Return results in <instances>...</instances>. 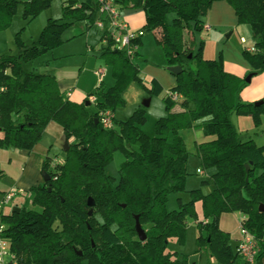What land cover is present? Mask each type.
<instances>
[{
    "label": "trees",
    "instance_id": "1",
    "mask_svg": "<svg viewBox=\"0 0 264 264\" xmlns=\"http://www.w3.org/2000/svg\"><path fill=\"white\" fill-rule=\"evenodd\" d=\"M217 1L233 9L239 24L250 26L260 50L243 54L264 73V0H115L121 11L144 13L140 31L156 34L168 67L182 70L170 91L182 99L174 102L164 95L166 115L156 121L153 138L137 128L145 119L143 108L128 120H114L117 129L105 130L98 121L95 124L98 112L115 113L124 104L122 90L140 81L133 63L137 52L129 58L106 38L99 57L111 67L115 84L97 88L94 113L83 103L64 98L54 76L26 73L22 68L23 62L63 44V34L72 25L93 27L98 20L95 0H67L62 18L49 19L30 48L19 43L17 56L0 57V86L5 88L0 94V148L31 152L49 123L62 128V139L68 145L61 163L43 160L41 177L46 174L50 180L29 189L41 212L0 213L1 237L9 242L17 264H188L186 258L180 260L167 252L170 241L184 242L187 216L206 232V237L196 240L198 250L233 264L239 258L237 243L234 249L230 246L229 234L219 229L218 221L222 214L234 212L243 214L241 224L258 243L254 264H264V212H259V206H264V146L242 140L231 123L233 115L249 116L259 127L264 99L256 102L259 105L242 103L239 95L247 86L245 80L225 72L221 59H203V44L197 45L192 37L203 29L202 18ZM19 3L0 0V31L9 27ZM50 4L51 0H26L22 17L32 19ZM168 14L175 16L170 24ZM141 38L133 42L138 48ZM104 39L102 35L100 41ZM151 83L149 94L159 96L161 86L155 80ZM197 121L208 139L197 146V155L203 171L213 170V189L207 195L191 191L188 203L168 212L167 196L185 188L188 153L179 137L173 144L167 137ZM116 150L124 154L125 161L113 185L105 169ZM197 202L202 220L194 209ZM135 217L146 236L143 242L135 232Z\"/></svg>",
    "mask_w": 264,
    "mask_h": 264
},
{
    "label": "rangeland",
    "instance_id": "2",
    "mask_svg": "<svg viewBox=\"0 0 264 264\" xmlns=\"http://www.w3.org/2000/svg\"><path fill=\"white\" fill-rule=\"evenodd\" d=\"M18 1L20 3L17 6L16 13L9 27L0 31V57L17 56L19 54V43L26 49L30 48L33 42L38 40L41 31L47 25L49 19L60 20L62 18L63 8L66 6L62 0H51L49 8L41 10L32 19H24L22 17V3L26 0ZM122 12L124 14L126 10ZM131 13L133 15L129 19L130 23L133 20L132 23L134 24L143 23L145 25V16L141 10H134ZM174 17V14H168L167 22L170 24ZM202 22L211 25L209 31L202 29L200 32L195 33L196 44H203L201 52L203 59L209 61H219L221 59L223 68L225 70L227 68L234 69L235 72L241 74L240 78H237L242 80L254 74V77L264 74L259 73V69L250 63L243 54V51L246 49H255L256 52L254 53H258L260 50L255 45L256 41L252 36L248 24H239L236 16L233 24L228 28H224L216 23H210L207 15L202 18ZM100 38L101 32L95 26L86 28L84 23H76L65 30L63 44L53 50H48L40 54L31 61L23 62L22 68L26 73L55 76L59 82L61 81V89L63 90L75 88L76 91L86 92V98L81 101L83 104L88 98V95L92 94V97L89 98L91 105L88 107V111L94 113L96 111V103L99 100V96L96 94L97 88L102 84L103 88L108 89L115 84L111 67L99 57V51L104 47ZM186 38H188L187 34ZM17 39H19V42ZM241 39L244 40V44H241ZM141 40L142 44L139 48L140 52L138 57L140 59L139 65L143 64L152 69L145 72L141 71L139 73L140 81H132L122 90L121 97L124 104L117 107L115 115L117 121H125L129 119L134 111L143 108L145 110V119L137 128L147 137L153 138L155 136L156 121L166 115L163 97L173 89L171 84H168V80L173 82L175 77L168 72L169 67L161 47L156 42V34L150 31H143ZM133 63L137 64L138 62L133 60ZM152 80H157L162 87V92L159 96H151L148 92V89L152 86ZM163 84L166 86H162ZM147 102H149L148 106L144 107L143 105ZM189 107L192 108L191 105ZM232 117L235 119L249 116L233 115ZM249 118L252 120V117ZM261 120V129H259L261 125L255 127L252 120L253 128L249 130V135L253 138L264 136V116L261 117ZM199 125V121L194 122L191 127L180 130L177 134L171 132L167 137L169 144H173L176 137H179L188 153V175L185 180V188L180 193L167 196L165 207L168 212L177 211L180 204L188 203L190 201L191 191L199 190L201 194L207 195L213 189L211 179L213 170H205L206 176L197 174V170H203L197 155V146L201 144L204 138ZM114 128L117 129L116 126ZM245 133L247 132H240L239 136H243ZM44 140L50 149L48 158L52 160L56 159L59 163L64 161L63 139L46 137ZM256 143L258 147L264 145V141L261 138ZM137 149L138 146L135 145L133 150L137 151ZM13 152L15 150L11 148H0V199L4 193L12 190L15 180L24 171V159L13 156L15 154ZM124 161V154L116 150L113 153L112 160L106 166L105 173L112 179L113 185L119 179V170ZM36 171V168H31L25 174L28 183H34L37 179L38 174ZM27 182L17 186V189L20 191L19 195L2 208L1 214L8 215L15 208L36 213L41 212V207L33 203V195L29 193L30 187H28ZM42 182L43 180L41 178L40 183ZM194 209L197 219L202 220L201 203H195ZM242 217L243 214L234 212L224 213L219 218L218 227L223 232L229 234V240L232 246L235 240L240 238L239 223ZM200 236L206 237V232L199 230L196 220L187 216L185 220L184 242L178 243L175 240L170 241L167 252L180 260L186 258L188 264H225L215 258H211L205 250H198L196 240ZM233 264L245 263L238 258Z\"/></svg>",
    "mask_w": 264,
    "mask_h": 264
},
{
    "label": "crops",
    "instance_id": "3",
    "mask_svg": "<svg viewBox=\"0 0 264 264\" xmlns=\"http://www.w3.org/2000/svg\"><path fill=\"white\" fill-rule=\"evenodd\" d=\"M131 12H133V11H126V13H124V14H123V12H121L123 20L128 24L129 28L132 31L139 30V29L141 30L142 27L144 26L143 23L134 24V23H132L133 20L131 21V23L129 22V19H131L130 18L131 15H133ZM207 19L210 23H216V24L221 25L224 28H228L229 26H231L233 24V21L235 20V14H234L233 9L227 3H225V2H214V3H212L210 10L207 14ZM203 25H204L203 29H206V31L210 30L211 25H207V23L206 24L203 23ZM84 26L86 27L85 24H84ZM192 37H193L194 42L196 43L195 34ZM240 41H241V44H244L243 39H241ZM101 43L104 45L103 42H101ZM141 44H142V40H141ZM139 48L137 50L138 57H139V52H140ZM138 57L134 61L138 62L135 65L138 67L139 73L141 71L145 72L149 69H152L151 67H149V66L147 67L143 64L139 65L140 59ZM141 61H142V59H141ZM224 63H225V58H224ZM225 71L228 74H231V75L239 77V78L241 76V74L235 72L234 69H228L227 68ZM55 79L58 83L59 91L64 98H67L68 100H70L73 103L82 104L81 101L86 98V95H85L86 92L76 91L75 88L63 90V89H61V81L59 82V80L56 77H55ZM158 84L160 85L159 82H158ZM168 84H171V87L174 88L175 87V78H174L173 82H171V80H168ZM162 86L165 87L166 85L163 84ZM239 99L242 103H256V102L264 99V74H260V75H257L255 77L251 75L250 82L247 83V86L240 92ZM90 104H89V106H90ZM113 115H114V120H116L115 113H113ZM231 123H232L234 129L236 130V132L238 134H240V132H247V133H245V135L240 136L242 140H249L250 139L257 146H258V144L256 143V141L258 139L261 138V140L264 141V136L253 138L251 135H249L250 134L249 130L253 128L252 120L249 117H238L235 119L232 117ZM260 125L261 126L259 127V129H261V127H262V120H261ZM62 133H63V131H62V128L60 126H58L55 123H49L47 125L46 129L44 130V133L42 135L40 142L34 147V149L31 152H25V151H19V150H15V152H13V153H15V154H13V156L24 159L25 167H24L23 173L15 180L14 185L12 187V190H14V189L18 190L17 186H19L20 184H22L24 182H27V179H26L27 177L25 178V174L31 168H36V170H37L36 172H37L38 176H37V179L34 181V183H28L27 182L28 187L32 188V187H35L38 184H40L41 178H42L41 174H40L41 164L45 158H48V155L50 152L49 146L44 139L46 137H48V138H51V137L52 138H54V137L55 138H62ZM207 140L208 139L204 137L203 141L201 143L206 142ZM261 146H264V145H261ZM54 160H56V159H54ZM200 171L203 172L202 176H206L205 171H203V170H200ZM243 219H244V217H242L241 221ZM238 240H239V238H237L235 240L233 246L231 244H230V246L232 248L235 247Z\"/></svg>",
    "mask_w": 264,
    "mask_h": 264
},
{
    "label": "built area",
    "instance_id": "4",
    "mask_svg": "<svg viewBox=\"0 0 264 264\" xmlns=\"http://www.w3.org/2000/svg\"><path fill=\"white\" fill-rule=\"evenodd\" d=\"M66 2L67 0H62ZM98 6V20L94 26L104 35L102 41L105 44L106 38L111 40L117 50H123L127 57L131 58L138 50V46L133 42L143 36V31H132L128 24L123 20L121 10L115 0H95ZM247 53H253V49H246ZM5 90L0 86V94ZM167 96L171 101L177 102L181 100V96L176 93L167 92ZM98 122L103 129L109 130L113 128L114 115L110 111L98 112ZM57 163V162H56ZM197 174L203 175V172L197 170ZM19 190H11L3 194L0 199V213L2 208L9 204L17 195ZM243 221V220H242ZM239 223L240 238L236 246L237 256L245 264H254L255 257L259 252V246L256 239ZM4 227L0 224V264H17L15 255L10 251V244L1 237Z\"/></svg>",
    "mask_w": 264,
    "mask_h": 264
},
{
    "label": "water",
    "instance_id": "5",
    "mask_svg": "<svg viewBox=\"0 0 264 264\" xmlns=\"http://www.w3.org/2000/svg\"><path fill=\"white\" fill-rule=\"evenodd\" d=\"M189 58H191V56H189ZM168 72H169L170 74H172L174 77H176V76H178L179 74H181L182 70H181L180 67L176 66V67H169V68H168ZM250 79H251V76H249L247 79H245V82H246V83H249V82H250ZM89 104H90V102H85V103H84V105H85L86 107H88ZM148 104H149V102H147V103L144 104L143 106H144V107H147ZM255 105H259V103H256ZM96 123H97V120H95V124H96ZM63 150H64V152H67V150H68V145H67L66 142H64ZM42 180H43V182H48V181L50 180V177H49L48 175H46V174H43V175H42ZM49 192H50V190H49ZM91 204H92V200L89 198L88 201H87V206L90 207ZM19 211H20V209L15 208V209L12 210V213H16V214H18ZM259 212H264V206H259ZM134 219H135V225H134V228H135V232H136V234H137V238H138L139 241L143 242V241H145V239H146L145 233H144L143 229L141 228V226H140V224H139V222H138V218L135 217ZM78 254L80 255L81 253H78Z\"/></svg>",
    "mask_w": 264,
    "mask_h": 264
}]
</instances>
